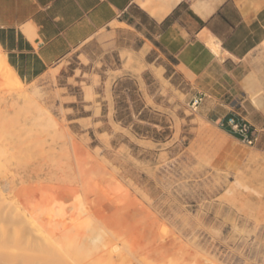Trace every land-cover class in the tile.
<instances>
[{
	"label": "rangeland",
	"instance_id": "rangeland-1",
	"mask_svg": "<svg viewBox=\"0 0 264 264\" xmlns=\"http://www.w3.org/2000/svg\"><path fill=\"white\" fill-rule=\"evenodd\" d=\"M0 71L8 98L23 89L51 119L0 139V264H85L71 253L83 235L74 201L75 215L105 232L96 254L111 255L107 264H264V131L243 143L181 96L127 98L120 85L117 113L100 112L103 69L82 56L25 83L0 51ZM121 191L132 205L113 207ZM127 214L129 226L119 221Z\"/></svg>",
	"mask_w": 264,
	"mask_h": 264
},
{
	"label": "crops",
	"instance_id": "crops-1",
	"mask_svg": "<svg viewBox=\"0 0 264 264\" xmlns=\"http://www.w3.org/2000/svg\"><path fill=\"white\" fill-rule=\"evenodd\" d=\"M0 51L25 83L72 56L98 62L100 112L117 113L120 85L127 98L199 99L192 107L215 123L235 116L264 131V0H0ZM110 204L132 202L121 191Z\"/></svg>",
	"mask_w": 264,
	"mask_h": 264
},
{
	"label": "bare ground",
	"instance_id": "bare-ground-1",
	"mask_svg": "<svg viewBox=\"0 0 264 264\" xmlns=\"http://www.w3.org/2000/svg\"><path fill=\"white\" fill-rule=\"evenodd\" d=\"M9 70L11 71V69H9ZM9 82H10L9 77H7L5 74L1 73V71H0V86H1V88H0V118H4L8 114H16L18 112L21 114V117L18 118V120L16 121V124L7 125V126L2 125V127L0 126V139L2 137V140H3V138L5 137V134H6V136L8 135L10 137L9 139H11V138L16 139V137H18V134H19L18 132H20L19 136H21V134H22L20 129H22L27 124L43 125L45 127H48L50 125L49 122L51 121L49 114L47 113L45 108H43V106L33 96H31L30 94L27 93V91H25L23 89L16 88V89H14L15 95L8 98L9 93L6 90L9 89V87L11 85V83H9ZM10 128H13L14 130H12ZM14 131H17V132L14 133ZM203 133H204V131H203ZM213 133L214 132H211V136L209 134V136L211 137V141H213V139H214ZM16 134H17V136H16ZM12 136H14V137H12ZM215 136H216V134H215ZM220 137L217 136V138H219V139H220ZM5 139H6V137L4 138V140ZM11 141H13V140H11ZM17 144H16V146H18ZM50 146H48V147L50 148ZM12 152L13 151H11V153ZM0 153H2L4 156H8V153L3 151V150L2 151L0 150ZM2 154H0V155H2ZM252 203H253V201H252ZM260 206H262V208L264 207L262 204ZM255 210H256V207H255ZM16 211H17V214L20 217H22L24 220L30 221V219L28 218V216L25 213H23L22 211H20L17 208H16ZM258 212H259V210H258ZM76 222H78V224L83 225V235L81 236V238L77 242V244L74 245L72 248L71 253H72V256H74V259L80 260L81 262L83 261L82 263L85 262V264L86 263L87 264H107L109 262V260L106 256L96 254L98 252L100 246H101L105 232L100 227L96 226L95 223L93 222V220L81 219V220L76 221ZM34 230L37 232V234H39L41 236L44 235L43 230L41 228H38L35 226ZM110 258L111 257H109V259Z\"/></svg>",
	"mask_w": 264,
	"mask_h": 264
},
{
	"label": "built area",
	"instance_id": "built-area-1",
	"mask_svg": "<svg viewBox=\"0 0 264 264\" xmlns=\"http://www.w3.org/2000/svg\"><path fill=\"white\" fill-rule=\"evenodd\" d=\"M199 99H194L192 105H196ZM219 128L237 136L243 143L255 144L260 140V131L252 128L246 120H238L235 116H230L226 120H218Z\"/></svg>",
	"mask_w": 264,
	"mask_h": 264
}]
</instances>
